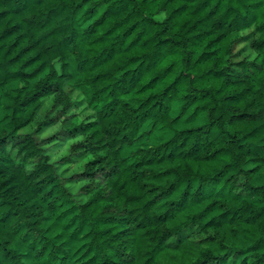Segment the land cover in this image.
<instances>
[{
  "label": "trees",
  "instance_id": "1",
  "mask_svg": "<svg viewBox=\"0 0 264 264\" xmlns=\"http://www.w3.org/2000/svg\"><path fill=\"white\" fill-rule=\"evenodd\" d=\"M11 83L0 264H264V0H0Z\"/></svg>",
  "mask_w": 264,
  "mask_h": 264
},
{
  "label": "rangeland",
  "instance_id": "2",
  "mask_svg": "<svg viewBox=\"0 0 264 264\" xmlns=\"http://www.w3.org/2000/svg\"><path fill=\"white\" fill-rule=\"evenodd\" d=\"M20 87L19 83H11L7 85L6 87L0 88V132L6 131L10 129L11 123H10V113H11V101L12 97L14 96V91L16 88ZM77 96L76 93H73L72 98L75 99ZM83 107H80L78 109H75V112H80ZM85 115V114H84ZM204 117L200 120H198V123L203 122ZM185 125H176L175 127L182 128ZM57 127H51L45 130L41 135L40 138L43 139L47 137L48 135H51L54 133V130ZM149 129V125H146L144 127V131ZM171 134L170 130L166 129H158L153 131L152 133L145 135L141 141L137 142L133 148H126L124 153L129 154L135 147L138 146H151L154 145L160 141L166 140L169 135ZM71 142H68L64 148L61 150L56 151L53 154V157L51 160H58L60 159L68 149V145ZM69 174V173H68ZM253 182L255 184H264V168H262L257 174L253 176ZM49 215V213H48ZM64 215H60L58 218L53 217L50 218L48 221L44 223V226L48 229V236L51 238H54L55 241H66L67 246L72 250L75 251L78 249V247L86 240L85 239V232L78 233V234H71L73 229L64 230L61 227V223L63 222ZM70 218V215L68 216ZM14 247L16 250H18L20 253L25 255V261L27 264H50L48 259L46 257L38 258L36 257L35 253L33 251L28 250L25 248L19 241H16L14 243Z\"/></svg>",
  "mask_w": 264,
  "mask_h": 264
}]
</instances>
